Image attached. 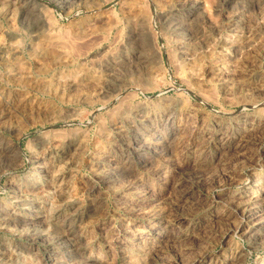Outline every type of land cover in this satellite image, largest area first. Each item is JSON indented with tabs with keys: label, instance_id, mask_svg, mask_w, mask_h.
Here are the masks:
<instances>
[{
	"label": "rangeland",
	"instance_id": "374dc122",
	"mask_svg": "<svg viewBox=\"0 0 264 264\" xmlns=\"http://www.w3.org/2000/svg\"><path fill=\"white\" fill-rule=\"evenodd\" d=\"M235 1L0 0V264H264V0Z\"/></svg>",
	"mask_w": 264,
	"mask_h": 264
},
{
	"label": "bare ground",
	"instance_id": "6f19581e",
	"mask_svg": "<svg viewBox=\"0 0 264 264\" xmlns=\"http://www.w3.org/2000/svg\"><path fill=\"white\" fill-rule=\"evenodd\" d=\"M32 1H33V4H34V0H32ZM250 1H251V0H250ZM30 2H31V1H30ZM63 2H64V1H63ZM234 2H236V1L234 0ZM35 3H36V2H35ZM61 3H62V2H61ZM65 3H66V2H65ZM31 4H32V3H31ZM36 4H39V3L37 2ZM235 4H236V3H235ZM29 5H30V4H29ZM248 5H249V4H247V6H248ZM195 6H196V5H195ZM35 7H36V6H35ZM35 7H33V8H35ZM29 8L31 9L32 7L29 6ZM37 8H38V7H37ZM37 8H35V9L38 11ZM40 8H41V7H40ZM186 8H187V7H186ZM184 9H185V8H184ZM187 9H188V8H187ZM189 9H190V7H189ZM191 9H192V8H191ZM198 9H199V8H198ZM198 9H197V10H198ZM242 9H243V8H242ZM246 9H247V8H246ZM31 10H32V9H31ZM39 10H40V9H39ZM175 10L177 11V9H175ZM197 10H196V11H197ZM29 11H30V10H29ZM171 11H172V9H171ZM190 11H191V10H190ZM193 11H194V10H193ZM234 11H235V10H234ZM240 11H242V10H240ZM179 12H181V11H179ZM183 12H184V11H183ZM197 12H198V11H197ZM197 12H196V13H197ZM237 12H239V11H237ZM237 12H233V13H237ZM29 13H30V12H29ZM34 13H36V11H34ZM174 13H175V12H174ZM181 13H182V12H181ZM242 13H243V12H241L240 14H242ZM247 13H248V12H247ZM44 14H45V13H44ZM243 14H244V13H243ZM41 15H43V12L41 13ZM45 15H46V14H45ZM169 15H170V14H169ZM171 15H172V14H171ZM171 15H170V16H171ZM181 15H182V14H181ZM181 15H180V16H181ZM183 15H184V13H183ZM183 15H182V16H183ZM185 15H186V12H185ZM185 15H184V16H185ZM244 15H245V14H244ZM35 16H36V15H35ZM170 16H169V18H170ZM174 16H175V15H174ZM246 16H247V15H246ZM38 17H39V16H38ZM177 17H178V16H177ZM186 17L189 18L188 16H186ZM241 17H243V16H241ZM241 17H239V18H241ZM187 18L184 17V20L187 19ZM195 18H197V16H196ZM246 18H247V17H246ZM246 18H245V19H246ZM41 19H42V18H41ZM44 19H45V18H44ZM165 19H166V17H165ZM176 19H177V18H176ZM176 19H175V20H176ZM180 19H181V18H180ZM190 19H191V18H190ZM193 19H194V18H193ZM242 19H243V18H242ZM242 19H241V20H242ZM46 20H48V18H46ZM197 20H198V19H197ZM197 20H196V24H197V22L200 21V20H199V21H197ZM235 20H237V17H236ZM235 20H234V21H235ZM243 20H244V19H243ZM243 20H242V21H243ZM43 21H45V20H43ZM173 21H174V20H173ZM177 21H178V20H177ZM190 21H191V20H190ZM234 21H233V22H234ZM39 22H40V21H39ZM168 22H169V20H168ZM170 22H171V20H170ZM182 22H183V21H182ZM188 22H189V21H188ZM192 22H194V21H192ZM236 22H237V21H236ZM186 23H187V22H186ZM237 23H238V22H237ZM240 23H241V22H240ZM242 23H243V22H242ZM244 23H245V22H244ZM45 24H46V21H45V23L42 22L40 26H44L45 28H47L48 26H47V25L45 26ZM48 24H49V23H48ZM50 24H51V22H50ZM168 24H170V23H168ZM168 24H167V25H168ZM171 24H172V23H171ZM178 24H182V23H177V22L175 23V25H178ZM190 24H191V22H190ZM184 25H185V24H184ZM186 25H188V23H187ZM198 25H199V24H198ZM234 25H235V23H234ZM40 26H39V28H40ZM170 26H172V25H170ZM183 27H184V26H183ZM186 27H187V26H186ZM49 28H50V27H49ZM175 28H177V27H175ZM175 28H174V29H175ZM188 28H189V27H188ZM44 30H45V29H44ZM170 30H171V28H170ZM183 30H184V29H183ZM192 30H193V29H192ZM174 31H175V30H174ZM174 31L172 30V32H174ZM193 31H194V30H193ZM179 32H180V31H179ZM176 35H177V33H176ZM178 37H180V36L178 35ZM185 39H186V37H185ZM179 40H180V39H179ZM181 40H182V39H181ZM183 40H184V39H183ZM186 40H187V39H186ZM179 42H180V41H179ZM180 43H181V42H180ZM184 43H185V42H184ZM183 45H184V44H183ZM178 47H179V45H178ZM181 48H182V47H181ZM183 48H184V47H183ZM141 59H142V58H141ZM141 61H142V60H141ZM145 61H146V60L144 59L143 62H145ZM250 72H251V70H250ZM253 72H254V71H253ZM251 74H252V73H251ZM255 74H257V73H255ZM258 74H259V73H258ZM247 75H248V74H247ZM247 75H245V76H247ZM252 77H253V76H252ZM252 77H251V78H252ZM251 78H247V79H248V82L245 80L246 78L244 79V81L247 82V83L249 84V82H250L249 79H251ZM254 78H256V77H254ZM257 78H259V77L257 76ZM259 79H260V78H259ZM260 80H261V79H260ZM221 81H222V80H221ZM223 81H224V80H223ZM225 81H226V80H225ZM225 81H224V82H225ZM244 81H243V82H244ZM251 81H252V80H251ZM232 82H233V81H232ZM256 82H257V80H256ZM226 83H227V82H226ZM252 83H253V82H251L250 84H252ZM218 84H221V82H219ZM228 84H229V83H228ZM244 84H245V83H244ZM254 84H255V87H256V83H255V82H254ZM223 85H224V84H223ZM226 85H227V84H226ZM231 85H232V84H231ZM237 85H238V84H237ZM240 85H241V84H240ZM257 85H258V84H257ZM262 85H263V81H262ZM250 86H251V85H250ZM263 86H264V85H263ZM224 87L226 88V86H224ZM224 87H223V88H224ZM227 87H228V86H227ZM236 87H237V86H236ZM238 87H239V86H238ZM255 87H254V88H255ZM221 88H222V87H221ZM225 88H224V89H225ZM229 88H230V87H229ZM229 88H228V89H229ZM231 88H232V87H231ZM224 89H223V90H224ZM237 89H238V88H237ZM258 89H259V87H258ZM235 90H236V89H235ZM226 91H228V90H226ZM231 91H232V89H231ZM170 103H171V102H170ZM163 106H164V105H163ZM164 107H165V106H164ZM141 108H142V107H141ZM146 109H147V108H145V110H146ZM151 112H152V111H151ZM153 112H154V111H153ZM254 113H255V112H254ZM254 115H255V114H254ZM201 116H202V115H201ZM242 116H243V115H242ZM245 116H248V115L246 114ZM245 116H244V117H245ZM170 117H172V116H170ZM203 117H204V116H203ZM258 117H259V116L255 117V119L258 118ZM241 118H242V117H241ZM245 118H246V117H245ZM245 118H244V119H245ZM170 119H171V118H170ZM252 119H253V118H252ZM256 120H257V119H256ZM226 121H227V120H226ZM247 121H248V120H247ZM250 121H251V120H250ZM259 121H260V120H259ZM259 121H258V122H259ZM170 122H171V121H170ZM217 122H218V121H217ZM238 122H239V121H238ZM242 122H243V121H242ZM260 122H261V121H260ZM206 123H207V122H206ZM222 123H223V122H222ZM225 123H226V122H225ZM239 123H240V122H239ZM256 123H257V122H256ZM172 124H173V123H172ZM209 124H210V123H209ZM214 124H215V123H214ZM214 124H212V125H214ZM218 124H219V123H218ZM243 124H244V123H243ZM249 125H250V124H249ZM256 125H257V124H256ZM205 126H206V125H205ZM207 126H208V125H207ZM214 126H215V125H214ZM212 127H213V126H212ZM217 127H218V126H217ZM242 127H243V126H242ZM242 127H241V128H242ZM250 127H251V126H250ZM250 127H249V128H250ZM255 127H256V126H255ZM255 127H253V128H255ZM257 127H258V126H257ZM257 127H256V128H257ZM202 128H204V127H202ZM220 128H221V126H220ZM231 128H232V127H231ZM234 128H235V127H234ZM241 128H240V129H241ZM249 128H248V129H249ZM200 129H201V128H200ZM200 129H199V130H200ZM210 129H211V128H210ZM212 129H213V128H212ZM214 129H215V128H214ZM223 129H224V128H223ZM227 129H228V128H227ZM227 129H226V130H227ZM235 129H236V128H235ZM237 129H238V128H237ZM250 129H251V128H250ZM172 130H173V129H172ZM245 130H246V129H245ZM201 131H202V130H201ZM218 131H219V130H218ZM237 131H238V130H237ZM250 131H251V130H250ZM199 132H200V131H199ZM202 132H203V131H202ZM216 132H217V131H216ZM219 132H220V131H219ZM242 132H243V131H242ZM242 132H241V133H242ZM254 132H256V129H255ZM175 133H176V132H175ZM200 133H201V132H200ZM222 133H224V132H222ZM225 133H226V132H225ZM233 133H234V132H233ZM246 133H247V131H246ZM216 134H217V133H216ZM229 134H231V133H229ZM179 135H180V134H179ZM221 135H222V134H221ZM221 135H220V136H221ZM224 135H225V134H224ZM231 135H232V134H231ZM138 136H139V135H138ZM206 136H207V134H206ZM229 136H230V135H229ZM229 136H228V137H229ZM239 136H240V135H239ZM242 136H243V135H242ZM210 137H211V135H210ZM228 137H227V138H228ZM143 138H144V137H143ZM200 138H201V137H200ZM202 138H203L202 140H205L203 136H202ZM222 138H223V137H221V140H220V141H222ZM230 138H231V137H230ZM230 138H229V139H230ZM239 138H240V137H239ZM239 138H238V139H239ZM241 138H242V137H241ZM241 138H240V139H241ZM210 139H211V138H210ZM215 139H216V137H215ZM215 139H214V140H215ZM217 139H218V138H217ZM219 139H220V138H219ZM223 139H224V138H223ZM236 139H237V138H236ZM238 139H237V141H239ZM142 140H143V139H142ZM174 140H175V139H174ZM198 140H199V139H198ZM212 140H213V139H212ZM196 141H197V140H196ZM205 141H206V140H205ZM205 141H204V142H205ZM220 141H219V142H220ZM237 141H236V142H237ZM200 142H201V141H200ZM202 142H203V141H202ZM208 142H209V141H208ZM226 142H227V141H226ZM198 143H199V141H198ZM209 143H210V142H209ZM211 143H212V142H211ZM215 143H216V142H215ZM240 143H241V142H240ZM167 144H168V143H167ZM201 144H202V143H201ZM201 144H200V145H201ZM225 144H226V143H225ZM225 144H224V145H225ZM227 144H228V143H227ZM227 144H226V145H227ZM241 144H242V143H241ZM243 144H244V143H243ZM196 145H198V144H196ZM203 145H204V143H203ZM217 145H218V144H217ZM221 145H222V144H221ZM237 145H238V144H237ZM144 146H145V145H144ZM171 146H172V145H171ZM213 146H214V145H213ZM8 147H9V146H8ZM147 147H148V146H147ZM196 147H197V146H196ZM196 147H195V148H196ZM199 147H200V146H199ZM222 147H223V146H222ZM234 147H235V146H234ZM0 148H1V147H0ZM5 148L7 149V147H5ZM10 148H12V147H10ZM219 148H220V147H219ZM2 149H3V148H2ZM12 149H13V148H12ZM199 149H200V148H199ZM222 149H223V148H222ZM226 149H227V148H226ZM236 149H237V148H236ZM7 150H8V149H7ZM143 150H144V148H143ZM155 150H156V149H155ZM232 150H233V149H232ZM5 151H6V150H5ZM8 151H9V150H8ZM12 151H13V150H12ZM141 151H142V150H141ZM196 151H197V149H196ZM204 151H205V150H204ZM204 151H202V152H204ZM207 151H208V150H207ZM225 151H226V150H225ZM6 152H7V151H6ZM138 152H139V151H138ZM198 152H199V151H198ZM220 152H221V151H220ZM223 152H224V151H223ZM227 152H228V151H227ZM196 153H197V152H196ZM196 153H195V154H196ZM1 154H2V153H1ZM137 154H139V153H137ZM214 154H215V153H214ZM199 155H200V154H199ZM138 156H139V155H138ZM224 156H225V155H224ZM202 157H203V156H202ZM213 157H214V156H213ZM209 158H210V157H209ZM196 160H198V159H196ZM197 162H198V161H197ZM40 165L42 166V164H40ZM47 165H48V164H47ZM41 166H40V167H41ZM43 166H45V164H44ZM40 167H39V168H40ZM47 167H48V166H47ZM45 169L47 170V168H44V171H45ZM51 169H52V168H51ZM48 171H49V170H48ZM103 172H104V171H103ZM44 173H45V172H44ZM50 173H51V172H50ZM52 173H55V172H52ZM46 174H48V173H46ZM58 174H59V173H58ZM103 174H104V173H103ZM103 174H102V175H103ZM106 174H107V173H106ZM48 175L51 176L50 174H48ZM56 175H57V174H56ZM99 176H100V175H99ZM53 178H55V177H53ZM56 180H57V179H56ZM256 180H257V179H256ZM51 181H52V180H51ZM262 182H263V181H262ZM56 183H57V182H56ZM52 184H53V183H52ZM58 184H59V183H58ZM263 184H264V183H263ZM60 185H61V184H60ZM60 185H56V186H59V187H60ZM248 186H249V185H248ZM243 187H244V186H243ZM259 187H260V186H259ZM190 189H191V188H190ZM262 189L264 190V187H263ZM252 190H253V189H252ZM254 190H255V189H254ZM256 191H257V190H256ZM248 192H249V191H248ZM258 192H259V191H258ZM242 193H244V192H242ZM235 194H236V193H235ZM256 194H257V193H255L254 195H256ZM258 194H259V193H258ZM258 194H257V195H258ZM192 195H193V194H192ZM240 195H241V194H240ZM252 195H253V194H252ZM185 196H186V195H185ZM189 196H190V194H189ZM229 196H230V195H229ZM250 196H251V195H250ZM258 196H259V195H258ZM225 197H226V196H225ZM227 197H228V196H227ZM246 197H247V196H246ZM256 197H257V196H256ZM256 197H255V198H256ZM259 197H260V196H259ZM228 198H229V197H228ZM228 198H227V200H228ZM237 198H238V197H237ZM242 198H243V197H242ZM242 198H241V199H242ZM247 198H248V197H247ZM251 198H253V197H251ZM257 198H258V197H257ZM222 199H223V198H222ZM231 199H232V197H231ZM231 199H230V200H231ZM198 200H199V199H198ZM230 200H229V201H230ZM232 200H233V199H232ZM243 200H244V199H243ZM245 200H246V198H245ZM249 200H250V199H249ZM219 201H220V200H219ZM222 201H224V200H222ZM253 201H254V200H253ZM260 201H261V199H260ZM195 202H196V201H195ZM197 202H198V201H197ZM233 202H234V200H233ZM233 202H232V203H233ZM239 202H240V201H239ZM261 202H262V201H261ZM230 203H231V202H230ZM245 203L247 204V203H249V202L246 201V202H244V204H245ZM197 204H198V203H197ZM227 204H228V202H227ZM236 204H237V202H236ZM250 204H251V203H250ZM256 204H259V200H258L257 202L252 203V205H254V206H255ZM260 204H261V203H260ZM263 204H264V203H263ZM229 205H230V204H229ZM231 205H232V204H231ZM233 205L235 206V203H234ZM204 206H205V205H204ZM223 206H224V205H223ZM238 206H239V205H238ZM254 206H253V207H254ZM259 206H261V205H259ZM217 207H218V206H217ZM228 207H230V206H228ZM246 207H247V206H246ZM234 208H235V207H234ZM234 208H233V209H234ZM242 208H243V207H242ZM251 208H252V207H251ZM217 209H218V208H217ZM219 209H220V208H219ZM219 209H218V210H219ZM223 209H224V208H223ZM223 209H222V210H223ZM236 209H237V208H236ZM261 209H262V208H261ZM239 210H240V209H238V211H239ZM251 210H252V209H251ZM262 210H263V209H262ZM2 211H3V210H2ZM57 211H58V210H57ZM230 211H231V210H230ZM235 211H236V210H235ZM253 211H254V210H253ZM217 212H220V211H217ZM233 212H234V211H233ZM239 212H242V211L240 210ZM254 212H255V211H254ZM256 212H257V211H256ZM261 212H262V211H261ZM1 213H2V212H1ZM56 213H57V212H56ZM66 213H67V212H66ZM228 213H229V212H228ZM236 213H238V212H236ZM262 213H263V212H262ZM2 214H3V213H2ZM12 214H13V213H12ZM61 214H62V213H61ZM217 214H218V213H217ZM217 214H216V215H217ZM222 214H223V212H222ZM231 214H232V213H231ZM238 214H239V213H238ZM241 214H242V213H241ZM258 214H259V213H258ZM54 215H55V214H54ZM211 215H212V214H211ZM226 215H228V214H226ZM229 215H230V214H229ZM234 216H235V215H234ZM242 216H243V214H242ZM56 217H57V216H56ZM224 217H225V216H224ZM255 217H256V216H255ZM0 218H1V217H0ZM19 218H20V217H19ZM195 218H196V217H195ZM205 218H206V217H205ZM221 218H222V217H221ZM227 218H228V217H227ZM253 218H254V217H253ZM257 218L259 219V215H258ZM260 218H262V217H260ZM7 219H8V218H7ZM11 219H13V218L11 217ZM54 219H55V218H54ZM214 219H215V217H214ZM224 219H225V218H224ZM229 219H230V218H229ZM241 219H242V218H241ZM243 219H244V218H243ZM15 220H16V219H15ZM220 220H222V219H220ZM247 220H248V219H247ZM247 220H246V221H247ZM0 221H1V220H0ZM12 221H13V220H12ZM59 221H60V220H59ZM248 221H249V220H248ZM255 221H256V220H255ZM54 222H55V221H54ZM251 222H252V221H251ZM256 223H257V221H256ZM257 224H258V223H257ZM257 224H256V225H257ZM260 224H261V223H260ZM252 225H253V224H252ZM258 226H259V225H258ZM253 227H254V226H253ZM263 227H264V226H263ZM251 228H252V227H251ZM256 229H257V228H256ZM249 230H250V229H249ZM65 231H66V230H65ZM259 231H260V230H259ZM259 231H257V233H258ZM254 232H255V231H254ZM69 233H70V232H69ZM263 234H264V233H263ZM263 234H262V235H263ZM31 235H33V234H31ZM252 235H253V234H252ZM259 236H260V235H259ZM259 238H260V237H259ZM72 239H73V238H72ZM69 242H70V241H69ZM59 243H60V242H59ZM69 244H70V243H69ZM75 247H76V245H75ZM57 249H58V248H57ZM64 250H65V249H64ZM90 262H91V261H90ZM93 264H94V263H93Z\"/></svg>",
	"mask_w": 264,
	"mask_h": 264
}]
</instances>
